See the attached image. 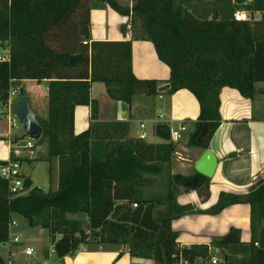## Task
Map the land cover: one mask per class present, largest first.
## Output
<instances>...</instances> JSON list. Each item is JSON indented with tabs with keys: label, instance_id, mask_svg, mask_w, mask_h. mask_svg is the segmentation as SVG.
<instances>
[{
	"label": "trees",
	"instance_id": "obj_1",
	"mask_svg": "<svg viewBox=\"0 0 264 264\" xmlns=\"http://www.w3.org/2000/svg\"><path fill=\"white\" fill-rule=\"evenodd\" d=\"M104 7L131 18L135 41L154 45L170 68L169 93L186 90L199 102L191 148L209 150L223 121L224 88L253 101L257 84L264 83V0L247 6L234 0H134L132 7L118 0H0V47L10 51V61L0 62V106H8L10 93L17 91L15 81L49 82L48 117L37 122L39 138L27 139L34 147H21L25 155L13 150L11 159L21 164L58 162L56 191L32 189L25 177L30 192L12 199L8 182L0 176V244L10 243V224L19 215L29 226L49 231L59 259L97 244L122 245L132 258L157 264H173L181 253L201 264L195 261L211 258L210 247L182 248L173 230L174 221L196 212L179 205L175 192L178 187L208 190L211 180L199 173L169 175L166 193L148 196L149 177L166 174L177 151L170 126L155 127L163 143L153 144L131 138L129 122L99 121V103L91 97L94 83L105 84L110 100L128 106L136 96L159 94L157 81L139 80L133 72V41L84 45L91 40V11ZM245 9L259 13L261 20L236 21L235 14ZM240 30L243 44L229 51L227 36ZM74 55L83 56V62L71 66ZM78 106L91 107L93 122L77 135ZM241 204L251 208V243L244 245L242 231L232 228L213 244L221 251L222 264H264V182L246 195L222 192L208 213L219 215ZM0 264L7 263L0 258Z\"/></svg>",
	"mask_w": 264,
	"mask_h": 264
},
{
	"label": "crops",
	"instance_id": "obj_2",
	"mask_svg": "<svg viewBox=\"0 0 264 264\" xmlns=\"http://www.w3.org/2000/svg\"><path fill=\"white\" fill-rule=\"evenodd\" d=\"M106 41H133V72L139 80L157 81L159 94L156 97L136 96L132 106H128L123 102L110 100L105 84L94 83L91 88V97L99 103V121L129 122L131 138L137 139L141 134H145L148 139L151 135L154 141L148 142L147 139L146 141L153 144L163 143V140L154 133L158 124H168L171 130H177L184 125L187 130L181 134L182 139L187 140L186 146H180L181 141L178 143L177 151L172 159L175 170L173 171L170 165L166 174L190 177L196 175L198 172L195 166L206 151L188 146L190 135L194 132L200 115V105L195 96L186 90L175 94H170V89L161 91L163 87L169 85L170 68L161 62L151 42L134 40L131 18L121 16L110 7L91 11V40L89 43ZM0 50V58L6 57V47H0ZM26 83L32 85L24 91L25 96L30 98V110L35 121L47 119L49 82L22 81L21 87ZM257 89L259 93L253 101L244 99L239 91L231 88H224L220 93L223 121L209 148V151L218 159L215 175L210 179V187L206 195L199 191H186L178 196L179 205L191 207L196 211L173 223V230L178 233V243L182 248L208 246L213 251V241L225 237L232 228L242 231L241 241L244 245L252 241L249 205H236L219 215L208 212L218 203L222 192L246 195L264 182V83L257 84ZM17 92L18 99V88ZM4 110V107H0V111ZM163 111L166 112V116L161 114ZM4 119L7 118H0V123ZM92 122L91 107L78 106L75 111V133L78 135L87 131ZM7 125L8 129L0 131V162L10 160L13 150L19 155L27 153L26 149L21 148L25 146L19 145L24 142L21 140L25 134L24 131L22 134L12 135L14 129L10 127L9 120ZM142 125L146 126L143 130ZM37 150L41 152L42 147ZM34 152H29V156H33ZM29 158L32 159V157ZM36 162L26 161L22 164L24 169L25 165L33 169L30 173L22 171L24 177L32 181V189L39 188L33 177L34 170L37 168L35 167ZM49 164L52 165L51 183L58 182V162L53 161ZM191 219L195 221L194 229L191 228ZM184 222L187 223L186 228L182 225ZM182 232L183 236L180 235ZM184 232L195 234L194 237H187L184 235L189 234H184ZM4 246L9 249L7 255L0 256V258L5 259L7 264L21 263L20 259L24 257L23 247L14 244ZM102 246H85L84 250L77 251L74 255L63 259L57 258L56 255L51 257L49 252L48 256L39 255L37 260L42 263L43 260L50 261L54 258L52 264H157L152 260L132 258L127 247L122 245L103 246V248Z\"/></svg>",
	"mask_w": 264,
	"mask_h": 264
},
{
	"label": "rangeland",
	"instance_id": "obj_3",
	"mask_svg": "<svg viewBox=\"0 0 264 264\" xmlns=\"http://www.w3.org/2000/svg\"><path fill=\"white\" fill-rule=\"evenodd\" d=\"M120 2V4L125 5V6H133L134 0H118ZM205 3H207L205 1ZM129 26V25H128ZM243 30H240L239 33L231 35V36H227L226 38V48L230 51L233 50H237L244 41L243 38ZM6 50L9 51V48L6 47ZM1 52V50H0ZM31 84L26 83L23 85V89H28L31 88ZM161 114H163V116H166V112H161ZM142 118V117H141ZM162 119V118H160ZM8 120H15L17 121L16 118H14L13 116H9L7 119H4L3 121H1L0 123V131H4L6 129H8ZM18 122V121H17ZM19 123V122H18ZM139 126V125H138ZM24 131L23 126L20 125L19 123V128L18 129H14L12 130V135H19L22 134ZM140 132V131H139ZM150 132V131H149ZM182 137V134H181ZM146 141V140H145ZM148 142H153V138L150 135L149 138L147 139ZM187 140L186 138L181 140L180 146H186ZM188 147V146H187ZM191 148V147H189ZM30 150V149H29ZM35 153V152H34ZM38 163V164H37ZM171 168L173 169V171L175 170V167L173 166V163L171 164ZM37 166L36 170H34V179L36 182L37 187L41 188L43 191H56L58 188V182H53L51 183V178L50 177V170L52 165L50 166V164L47 162H36L35 167ZM22 171H27L28 173L32 172L33 169L32 167H30L29 165H25V169L22 168ZM193 172V170H192ZM169 173L161 175V176H150L149 180L152 181V185L151 187H149L147 193L148 196H153V195H162L165 194L167 189H168V177H169ZM184 176V175H183ZM186 177H190V176H186ZM55 179V176L53 178V180ZM182 192H186V190L182 187H178L175 194L176 197L178 198V196L182 193ZM201 193H205V195L207 194V190L204 188ZM159 212V210H157ZM204 219V217H203ZM205 220V219H204ZM13 222H16L17 226L12 228L11 231V236L14 237H19L21 240V247L25 248V247H32L35 248L37 250V254L38 255H45V252L48 251L50 252V254L52 253L53 247H52V242H51V237H50V233L47 229L37 226V227H31L29 226L28 222L21 216L19 215H14L13 217ZM191 223V228H195L196 225H194L195 221L193 219L190 220ZM87 221L84 222L85 227L87 226ZM179 224V223H177ZM182 225H184V227L186 228L185 225H187V223H182ZM184 229V228H183ZM180 233V232H179ZM183 232L180 234L181 236ZM184 234H189V235H184L187 237H194V232L191 233H185ZM216 240V239H215ZM214 240V241H215ZM213 241V243H214ZM93 245H97V244H93ZM214 245V244H213ZM103 248V246H102ZM8 247L4 246L3 244H0V256L1 257H5V255H7V251H8ZM212 250L211 253L214 257H217L220 261L221 264L224 263V260L222 258V254L221 251L217 248V246H212ZM51 257H54L53 255H51ZM5 260V259H4ZM52 260H54V258H52L50 261L49 260H43L42 263H40L37 258L36 259H32L29 257H22L20 259V262H17L15 264H52ZM6 261V260H5ZM7 263V262H6Z\"/></svg>",
	"mask_w": 264,
	"mask_h": 264
},
{
	"label": "built area",
	"instance_id": "obj_4",
	"mask_svg": "<svg viewBox=\"0 0 264 264\" xmlns=\"http://www.w3.org/2000/svg\"><path fill=\"white\" fill-rule=\"evenodd\" d=\"M253 0H234V3L241 4L244 6H247L251 4ZM235 20L238 22H245V23H256L261 20V15L259 13H252L248 11L247 9L239 11L235 14ZM84 45H90L89 42H84ZM10 61V51H7V56L0 58V62H9ZM18 97L17 91H12L10 93V101L7 107H4V111H0V118H8L9 116H13L11 113V109L14 105L15 100ZM2 107V106H0ZM6 114V115H5ZM14 117V116H13ZM15 118V117H14ZM18 121V120H17ZM15 120L10 121V127L12 129H18L19 128V121L17 122ZM142 130L146 128L145 125H142ZM187 128L184 125H181L179 129L177 130H171V140L173 143L178 144L182 137L181 133L185 132ZM139 139L145 141L147 139V136L145 134H141L139 136ZM26 149H32L34 147L33 143L31 141H28L26 143ZM0 176L2 179L6 180L9 184L10 194L11 198L15 199L18 197H23L27 195L30 192V189L26 188L25 185V177L22 172V164L20 162L12 161V159L8 160L1 168H0ZM137 205H134V208H136ZM16 222H11L10 224V230L12 231L13 227H16ZM21 245V240L19 237H12L10 235V243L8 245ZM85 246H82L80 250H84ZM22 254L26 257L36 259L39 255L37 254V251L35 248L32 247H25L22 250ZM51 255H55L54 251H52ZM195 263H201V264H221V261L212 255L211 258L207 259L206 261L200 260L198 262L195 261ZM173 264H193V262L187 258L183 253L179 254V256H174V263Z\"/></svg>",
	"mask_w": 264,
	"mask_h": 264
},
{
	"label": "water",
	"instance_id": "obj_5",
	"mask_svg": "<svg viewBox=\"0 0 264 264\" xmlns=\"http://www.w3.org/2000/svg\"><path fill=\"white\" fill-rule=\"evenodd\" d=\"M83 60V56L74 55L70 57L69 64L73 66L83 62ZM13 85L19 89V98L15 101L11 109V113L19 121L20 125L24 128L25 134L21 138V140H37L39 138V136L37 135L40 133V126L35 121L30 110V98L25 96V91L21 87V81H15ZM168 89H170V85L163 87L161 91H165ZM217 167V157L211 151L208 150L198 161L195 166V169L200 175L208 179H212L215 175Z\"/></svg>",
	"mask_w": 264,
	"mask_h": 264
}]
</instances>
